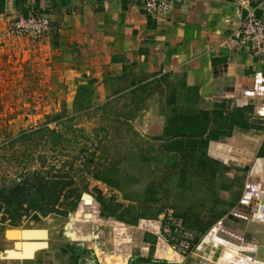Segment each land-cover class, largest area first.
<instances>
[{
	"label": "rangeland",
	"instance_id": "374dc122",
	"mask_svg": "<svg viewBox=\"0 0 264 264\" xmlns=\"http://www.w3.org/2000/svg\"><path fill=\"white\" fill-rule=\"evenodd\" d=\"M0 17V189L42 168L64 166L75 180L71 188L81 195L74 209L73 199L64 200L67 215L44 216L37 210L19 223L0 202V264H32L33 257L37 264H52V251L62 257L87 238L91 246L100 248V242L113 251L116 229L122 233V226L162 216L184 218L189 227L204 231L219 208L237 204L232 190L240 197L246 176L260 173L258 165L225 166L209 149L223 139L237 144L235 149L253 150L243 141L235 143V132L237 127L246 133L264 129L258 114L264 99L252 100L244 116L237 108L231 113L199 102L172 76L98 82L60 71L35 47L38 41L5 36L16 18ZM154 113L164 122L153 123ZM263 151L257 155L261 162ZM93 183L104 187L102 203Z\"/></svg>",
	"mask_w": 264,
	"mask_h": 264
},
{
	"label": "crops",
	"instance_id": "0c3cea01",
	"mask_svg": "<svg viewBox=\"0 0 264 264\" xmlns=\"http://www.w3.org/2000/svg\"><path fill=\"white\" fill-rule=\"evenodd\" d=\"M172 1V9L157 19L145 13L144 0H5L0 16L11 22L31 10L47 14L60 31L34 43L42 56L47 52L45 57L60 71L84 75L98 82L110 81L109 78H115V82L128 79L139 83L156 82L172 76L195 93L199 102L223 106L231 113L237 108L242 115H249L245 112L249 111L247 106L258 93L264 95L256 87L258 79L264 82V63L248 50L231 53L222 42L249 10L255 9L257 16L263 18L264 0ZM239 6L242 7L240 17L236 14ZM259 84L264 86V83ZM249 90L252 94L242 98L236 95ZM154 121L164 122L156 113ZM244 129L237 127L235 143L243 141L244 146L247 143L253 150L235 149L237 144L222 139L210 144L209 155L228 167L242 163L241 167L258 165L262 169L257 175L260 174L264 182V163L257 156L264 149V129L259 126L251 133ZM251 173L245 178L240 197L237 190H232L231 195L238 197L237 204L219 208V213L213 216L215 220L205 222L206 231L189 227L184 218L162 216L158 220H142L133 226H122V233L116 229L113 251H107L100 242V248L91 246L87 238L81 240L83 244L77 241L68 247L62 257L52 251V264H185L217 224L240 205ZM229 175L232 182L234 174ZM258 218L259 221L248 223L244 242L264 247V215ZM161 228L171 235L170 245L158 240L157 231ZM187 243L189 250L185 247ZM222 251L226 252L227 247ZM47 252L44 255L48 257ZM223 254L220 255L222 260ZM32 264H37L35 257Z\"/></svg>",
	"mask_w": 264,
	"mask_h": 264
},
{
	"label": "trees",
	"instance_id": "16d2710c",
	"mask_svg": "<svg viewBox=\"0 0 264 264\" xmlns=\"http://www.w3.org/2000/svg\"><path fill=\"white\" fill-rule=\"evenodd\" d=\"M4 6L5 0H0V14L3 13ZM29 12L23 13V16H28ZM146 128L149 127L145 125ZM56 132L50 131L51 134L61 137V134H56ZM72 169L73 163L71 164V171ZM70 173L65 172L64 166L63 169L59 170H55L52 166L47 170L42 168V170L34 172L33 175L26 178L22 177L16 186L0 189V202L6 207V213L12 217L15 223H19L23 217L37 210L44 216L51 214L67 215V210L61 207L64 200L73 199L70 204L71 209H74L76 202L81 199L77 189L71 188L75 184V180L70 177ZM92 187L94 188L93 192L98 195L99 202L102 203L104 187L98 183H93ZM2 220H8L7 216Z\"/></svg>",
	"mask_w": 264,
	"mask_h": 264
},
{
	"label": "built area",
	"instance_id": "2783aa9c",
	"mask_svg": "<svg viewBox=\"0 0 264 264\" xmlns=\"http://www.w3.org/2000/svg\"><path fill=\"white\" fill-rule=\"evenodd\" d=\"M237 1L240 2V0ZM172 7V0H144L143 5L145 13L155 19L162 17ZM236 14L239 17L242 16L241 6L236 10ZM59 31L60 28L54 25L47 14L31 10L28 16L22 15L13 20L5 29L4 34L7 37L14 36L41 41L46 35ZM222 46L231 53L248 50L255 58L264 63V10L263 18L257 16L255 9L249 10L245 17L240 18L237 28L223 40ZM261 106L263 113L258 110V114L264 117V105ZM157 237L160 242L166 245L172 243L171 235L164 228L157 231ZM185 247L187 250L190 249L188 243Z\"/></svg>",
	"mask_w": 264,
	"mask_h": 264
},
{
	"label": "water",
	"instance_id": "95a60500",
	"mask_svg": "<svg viewBox=\"0 0 264 264\" xmlns=\"http://www.w3.org/2000/svg\"><path fill=\"white\" fill-rule=\"evenodd\" d=\"M256 87H258V82ZM246 94L249 95L250 92H246ZM218 101L231 103L227 99ZM240 165L244 166L243 163ZM262 193L263 188L259 184V177L250 176L245 196L240 205L217 224L209 234L210 240L205 239L185 264H217L224 247H227L229 252H224L220 264H250L257 253L260 254V257L264 255V247L243 242L246 237L247 225L253 220L252 216L255 212L259 211L264 215V199L261 207L260 202H254L263 195ZM256 219L259 218L256 217L254 220ZM211 241L213 244L209 243ZM44 252L46 253V250Z\"/></svg>",
	"mask_w": 264,
	"mask_h": 264
},
{
	"label": "bare ground",
	"instance_id": "6f19581e",
	"mask_svg": "<svg viewBox=\"0 0 264 264\" xmlns=\"http://www.w3.org/2000/svg\"><path fill=\"white\" fill-rule=\"evenodd\" d=\"M257 82H258V90L259 91H261L262 93H264V86H262L261 84H259V83H263V80H261V82H259V79L257 80ZM257 84V83H256ZM250 91V94H252V90H249ZM230 95H232V96H234V93H231ZM237 96H238V98H242V97H244L245 96V94H243V93H241V94H239V93H237L236 94ZM229 97H231V96H229ZM258 98H261V99H264V95H262V94H260V93H258V95H257V97L254 99V100H257ZM263 107L262 106H260L259 108H258V110H259V112H262L263 113V109H262ZM261 113V114H262ZM257 174H251V175H249V176H256ZM248 176V177H249ZM258 177H259V184H260V186L263 188V195H261V197H259V198H257V200H254V202L256 203V201L257 202H260V207H261V204L263 203V199H264V182H263V180H262V177H261V175L259 174V175H257ZM251 206H252V204H251ZM255 214H257V215H255ZM255 214L252 216V221H259V219H256V220H254L255 218H256V216L257 217H260L261 218V214L262 213H260L259 211H256L255 212ZM208 239H210L209 238V235H208ZM244 242V241H243ZM45 251V250H44ZM226 252H229V250H228V248H227V251ZM225 252V253H226ZM222 253H224L223 251L221 252V254ZM39 254V253H38ZM37 254V255H38ZM220 254V255H221ZM224 255V254H223ZM51 256H52V253H51ZM220 260H219V263H220V261L222 260V258H219ZM257 262H258V264H264V255H262L261 257H260V254H258L257 253V255H256V257H254V259H253V261L250 263V264H257Z\"/></svg>",
	"mask_w": 264,
	"mask_h": 264
}]
</instances>
